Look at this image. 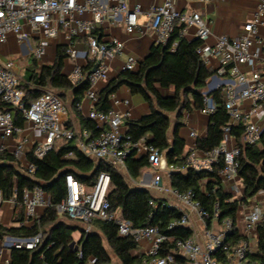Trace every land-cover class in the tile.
<instances>
[{"label": "built area", "instance_id": "2783aa9c", "mask_svg": "<svg viewBox=\"0 0 264 264\" xmlns=\"http://www.w3.org/2000/svg\"><path fill=\"white\" fill-rule=\"evenodd\" d=\"M201 1L214 3L218 0ZM255 1L253 19L243 25L242 34L233 38L222 35L208 50V54L218 61L217 74L235 77V81L225 83L222 90L223 105L228 116V123L222 127L223 141L219 147L205 153L197 150L195 144L192 145L188 149L186 163L187 167L196 171L216 173L222 186L227 185L235 199L242 198L240 185L235 183L239 178L236 159L240 151L236 143L231 147L227 145L229 140L235 141L230 135L231 127L244 125L243 142L247 144L256 143L264 129V126L259 127L253 122L259 112L264 113V79L255 68L250 77H246L239 70L244 64L254 66L257 54L249 53L251 45H264V36L258 33V28L264 24V0ZM141 17L145 18V22L138 25ZM105 22L115 26L122 24L127 34L138 32L144 35L150 30L155 34V44H166L175 24L183 26L182 33L187 28L195 27L196 39L201 42L197 54L204 60L203 42L209 35L208 22L197 12L178 11L172 0L151 4L146 11H143L139 4L130 5L127 0H0V107L16 109L23 118V126H17L11 112L0 110V152L11 153L19 162L22 173L31 175L35 171L34 166L27 160L29 153L32 152L40 159L55 150L57 142L68 141H74L85 157L95 163H107L121 173L126 171L125 159L132 151L136 152V157L146 155L149 166L156 172L161 171L169 176L172 171L177 170L167 165L164 155L149 146L145 138L135 143L126 141L120 113L112 108L106 112L95 108L97 85L108 82L110 62L125 50L123 41L106 40L103 37ZM11 40L23 55H32L37 63V72L43 65L54 60L55 54L50 52L51 47L65 48L64 73L73 85L88 83V89L77 109L81 111L83 103H88L86 118L93 121L100 130L97 136L91 137L90 132L86 130L77 134L67 128L64 119L68 111L67 106L53 91L42 93L30 106H25L24 92L20 88L25 69L20 66L18 60L10 58ZM78 45L80 47H77ZM175 47L176 44L173 43L171 51H174ZM44 56L47 58L43 61ZM67 61H71L69 69ZM135 69L136 62L129 57L121 72H133ZM208 99L205 93L204 107L198 110L207 116L214 111V107L208 106ZM246 102L250 104V109L243 112L242 104ZM28 133L33 134L34 143L33 149L26 153L31 143ZM16 135L22 136L14 140ZM190 136L195 137L192 132ZM219 161L222 166L215 170L214 165ZM238 181L241 182L240 179ZM64 183L66 195L54 206L39 186L25 188L20 202L15 198L10 199L9 203L20 205L24 210V219L19 225L33 224L39 218V209L46 210L51 207L58 218L82 225L85 233L92 230L91 222L94 220L113 222L120 236L131 237L137 244L149 241L144 253L146 258L134 264H247L246 255L251 252L253 246L250 236H256L257 242L261 239L264 244V201L243 211L245 236L239 243L232 244L227 238L232 230L231 222H218L219 211L216 206L211 226L207 228L206 219L209 216L194 199V194L167 189L162 185L159 174L153 177L150 189L160 198H164L162 195L165 194L171 195L176 203L174 206L181 211L182 216L171 221L169 228H191L193 235L189 238L162 235L156 226L134 227L129 221L121 218L117 211H111L107 199L110 186V175L107 172H99L91 186L79 182L72 174L65 175ZM2 202L0 191V204ZM172 205V202H169V206ZM241 207H244V204L238 208L237 213ZM191 217H194L196 223L191 221ZM196 224L199 225L200 236L197 234ZM214 224L218 225V229L212 228ZM41 239V234L30 238H3L0 243V264L10 263L8 252L11 249L32 251L41 243ZM86 264H94V259H90Z\"/></svg>", "mask_w": 264, "mask_h": 264}, {"label": "trees", "instance_id": "16d2710c", "mask_svg": "<svg viewBox=\"0 0 264 264\" xmlns=\"http://www.w3.org/2000/svg\"><path fill=\"white\" fill-rule=\"evenodd\" d=\"M182 30V25L175 24L166 44L153 45L136 72L119 73L103 90L97 92L95 108L108 111L111 108L110 97L123 86L131 94L139 95L147 103L149 112L138 119L126 121L125 140L135 143L145 138L149 146L163 154L166 164L177 169L168 176L170 189L194 194V199L209 216L206 219L207 228L211 226L216 206L219 211L218 222L230 220L232 230L227 238L232 244H237L244 239L236 228L238 208L258 192H264V131L256 143L247 144L243 142L244 125L231 127L230 135L234 137L240 151L236 160L237 175L243 187L241 199H235L225 191L216 173L187 167L188 151H185V143L178 134L179 120L183 111L191 112L204 107L206 82L214 72L206 67L204 60L197 54L201 42L198 39H184ZM173 43L176 47L171 51ZM65 60V48L58 46L54 60L37 72V63L32 57L31 66L20 80L25 106H30L42 93L53 91L78 116L81 129L95 137L100 130L93 121L81 116L77 109L88 89V83L73 85L63 70ZM166 91L172 94L166 95ZM221 95V89L208 94L212 98L214 111L209 115L205 135L195 143L196 149L204 153L219 147L223 141L222 127L228 123V116ZM0 110L11 112L15 125L23 126L19 111L7 106H1ZM171 115H175L176 120L172 137L169 138ZM67 128L72 129L68 125ZM60 143L57 149L40 159L32 152L27 155L28 162L35 168L31 175L20 171L19 162L11 153L0 152V191L3 201L15 198L20 202L25 188L39 186L54 206L66 195L65 176L59 177L62 171L72 174L87 186H91L98 173L104 171L110 175L107 199L111 211H119L121 218L137 228L156 226L160 234L180 239L193 235V230L188 227L169 228V223L180 219L182 213L174 205L169 206L167 199L129 185L123 173L107 163H95L85 157L74 141ZM135 153L132 151L125 159L127 176L133 181L138 179L143 168L149 166L146 155L136 157ZM221 166L219 161L214 165L215 170ZM91 229L85 233L82 227L72 221L58 218L51 207L29 226L15 228L0 224V239L5 236L30 238L41 234V243L36 249H11L9 264H86L90 259H94V264H115L112 256L118 264H134L146 258L144 254H136L138 244L131 237L120 236L113 222L94 220ZM77 231H80L81 237L76 243L77 250H73L69 245L73 242L72 235ZM246 259L247 264H264V244L261 239L257 242L256 251L247 253Z\"/></svg>", "mask_w": 264, "mask_h": 264}, {"label": "crops", "instance_id": "0c3cea01", "mask_svg": "<svg viewBox=\"0 0 264 264\" xmlns=\"http://www.w3.org/2000/svg\"><path fill=\"white\" fill-rule=\"evenodd\" d=\"M163 0H127L130 5L139 4L143 11H146L151 4H160ZM175 8L182 13H190L197 12L201 15V17L208 22L209 35L203 42V49L205 52L204 63L208 69L214 72L213 76L207 80L206 92H212L217 89L223 90L225 83H232L235 81V77L231 75L219 76L217 74L218 69V61L217 59L208 54V50L212 48L217 38L222 35H227L229 37H237L242 34L243 25L251 21L254 16V10L256 6L255 0H218L214 3H204L201 0H172ZM145 22V18L141 17L138 21V25H141ZM104 34L103 37L108 39H118L125 43V50L122 55L116 57L110 62V71H109V80L107 83L99 84L96 87L97 92L103 90L112 80H114L119 73H121V68L127 61L129 57H132L136 62V69L133 72H136L138 69L139 63L146 58L151 47L155 45V34L150 30H147L144 35L139 34L138 32H134L133 34H127L124 31V27L121 24L120 26L111 25L105 22L103 28ZM258 33L260 36H264V24L258 28ZM182 37L188 41L196 39V28L190 27L187 28L183 33ZM77 47H80L78 45ZM57 47H51L50 52L55 54ZM250 54H257V58L254 62V66L252 67L249 64H244L239 67V70L246 76L250 77L251 72L255 68L264 79V45L253 43L249 48ZM66 65V64H65ZM71 66V61H67V69ZM166 95H171V91L164 92ZM222 100L224 101L223 94ZM117 101V102H116ZM126 102V103H125ZM111 108L116 110L118 113L122 115V129L125 132L126 126L125 123L128 119H138L149 112V108L147 103L139 96L135 94H131V92L126 87H121L110 97ZM209 107H214L212 98L209 97L207 102ZM67 114L64 117L66 126H70L75 133H80L85 129H81V125L78 119V116L72 113L67 106ZM89 109L88 103H83V108L80 111L81 116L86 118L87 112ZM243 112H247L250 109L249 103L242 104ZM171 126L168 132L169 138L172 137V131L175 127V115L170 116ZM180 127L178 129L179 136L183 139L185 143V151L196 143V140L199 137H203L206 133L209 116L201 114L198 110H193L191 112L183 111L180 117ZM253 122L257 124L259 127L264 126V113L259 112L257 116L253 118ZM87 131V130H86ZM194 133L195 137H191L190 133ZM91 134V133H90ZM23 135H25L23 133ZM22 135H16L14 140H18ZM28 137L31 139L30 145L26 149V153H28L31 149H33V134L28 133ZM235 141L229 140L227 145L231 147L234 145ZM12 143H10L11 145ZM60 142L55 144L56 149L60 145ZM138 157V156H137ZM97 163V162H96ZM126 174V171L123 172ZM159 174L162 178V185L166 186L167 189L170 190L169 186V178L168 175L164 172H156L150 166L143 168L140 172V176L136 181H133L128 177L126 181L129 185L135 188L146 189L153 193L156 196L154 191L150 189V183L153 177ZM239 178L235 181V183H239L241 189V196H243V187L242 182L238 181ZM241 181V180H240ZM227 193L229 192V187L225 185L223 187ZM169 195V196H168ZM169 202L173 201V198L170 194L162 195ZM264 201V192H258L251 200H248L247 203H244V207L237 213L236 218V226L238 228V234L244 237L243 233V224H242V214L243 211L247 210L249 206L258 204L259 202ZM45 209L38 210V217H40L44 213ZM119 213V211H117ZM24 219V210L20 205H14L9 203L8 201H3L0 204V224L8 227L19 228L22 227L19 225L20 222ZM191 221L196 223L194 217H191ZM77 224L79 227L82 225ZM29 226V225H26ZM197 234L200 236V230L198 229L199 225L196 224ZM213 229H218V225L214 224L212 226ZM10 237V236H5ZM4 237V238H5ZM73 242L76 244L80 237V231L75 232L73 235ZM252 237L250 240L252 245L255 244L257 246V238L256 236ZM0 239V243H1ZM149 245V241H143L138 244V248L136 250V254H144ZM10 252H8L9 254Z\"/></svg>", "mask_w": 264, "mask_h": 264}, {"label": "rangeland", "instance_id": "374dc122", "mask_svg": "<svg viewBox=\"0 0 264 264\" xmlns=\"http://www.w3.org/2000/svg\"><path fill=\"white\" fill-rule=\"evenodd\" d=\"M9 44H10V48H11V55H10V58L13 59V60H18L19 61V64L20 66L23 68V69H27L31 66V60H32V55L29 54L27 56L26 55H23L19 48L13 43V41H9ZM47 57H43V61L46 59ZM125 177L128 179V176L126 174H124ZM130 183V182H129ZM170 186V185H169ZM166 187V186H164ZM167 188V187H166ZM170 188V187H169ZM169 196V195H168ZM172 202V201H171ZM173 205H176L175 202L172 203ZM256 251V246L255 244H253V246L251 247V252H255ZM112 261L115 263V264H118L117 260L114 258V256H112Z\"/></svg>", "mask_w": 264, "mask_h": 264}, {"label": "water", "instance_id": "95a60500", "mask_svg": "<svg viewBox=\"0 0 264 264\" xmlns=\"http://www.w3.org/2000/svg\"><path fill=\"white\" fill-rule=\"evenodd\" d=\"M206 94L208 95L209 92H207ZM263 131H264V129H263ZM65 175H67L66 171H62V172L59 174V177H60V176H65ZM159 186H161V183L159 184ZM69 247H70L71 249H73V250H77V245H76L74 242H72V243L69 245Z\"/></svg>", "mask_w": 264, "mask_h": 264}]
</instances>
